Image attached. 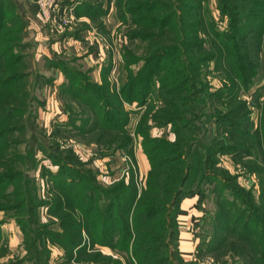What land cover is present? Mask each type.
I'll list each match as a JSON object with an SVG mask.
<instances>
[{
  "label": "trees",
  "instance_id": "obj_1",
  "mask_svg": "<svg viewBox=\"0 0 264 264\" xmlns=\"http://www.w3.org/2000/svg\"><path fill=\"white\" fill-rule=\"evenodd\" d=\"M210 1L116 0L119 20L132 23L130 38L148 44L144 56L125 50L123 70L127 79L119 91L111 92L107 70L102 84L90 80L79 70L77 58L48 63L49 68L59 69L65 76L61 95L78 101L84 111L74 115L66 106L69 121L56 126L65 130L71 126L81 136L99 130V140L112 135L114 139L104 145L113 151L101 153L106 157L133 147L129 116L122 118L119 111L126 104L137 103L146 114L137 124L135 136L142 137L143 151L151 164L139 193L135 180L103 186L92 169L74 167L72 155L66 157L68 162L50 155L58 171L49 172L55 194L47 201L38 199L24 172L8 166V161L14 160L11 136L27 129L21 122L28 114L30 88L25 83L28 73L17 71L23 68L19 63L23 55L15 50L19 30L0 16V212L17 214L15 220L27 238L30 256L0 264H43L42 257L49 264L50 243L45 238L64 250L67 262L99 263L105 256L104 246L127 256V264H176L173 256L181 257L178 227L176 231L180 204L200 179L216 184L219 194L218 233L210 251L220 253L230 246L245 256L244 264H264V99L259 106V126L254 128L246 121L249 106L241 97L256 84L264 61V0H215L220 20L214 16ZM104 6V1L97 8L86 0L76 14L90 18L94 14L91 9H98L100 16L107 12ZM142 61L136 73L133 65ZM211 64L223 83L217 90L212 89L205 74ZM110 68L109 64L108 71ZM257 96L254 103L259 102ZM155 101L163 104L157 112ZM169 125L176 136L174 141L152 136L154 127ZM211 125L214 132H210ZM219 156H230L256 172L260 195L241 188L239 177L230 171L218 169ZM25 160L21 157L20 161ZM12 203L17 204L8 205ZM40 207L56 216L63 232L51 233L49 225L40 224ZM201 249L200 243L199 257L203 256ZM110 259L113 264H122Z\"/></svg>",
  "mask_w": 264,
  "mask_h": 264
},
{
  "label": "rangeland",
  "instance_id": "obj_2",
  "mask_svg": "<svg viewBox=\"0 0 264 264\" xmlns=\"http://www.w3.org/2000/svg\"><path fill=\"white\" fill-rule=\"evenodd\" d=\"M84 1L86 0H83V2ZM88 1L97 8L99 2L104 1V7L107 12L99 16V14H97V11H99L98 9H91L94 14L90 18L80 17L76 14L77 20L72 29L75 31L79 29L84 31H87L88 29L90 30L92 33L90 39L91 49L97 54L100 61L111 62V64H113L114 70L112 73H116V66L119 64H121V68L119 67V69L123 70V55L126 49H130L133 54L139 56L147 54L148 44L132 40L129 36L130 31L133 30L131 21L125 19L123 22L119 20L116 0ZM215 4V0L210 1V7L212 8L214 16L217 20H220ZM0 5V16H5L6 23L11 25L10 27L12 29H15L16 31L19 30L17 34H15L16 37H20V41L18 40V42H16L15 50H18V53L20 52V55H23V59L19 62L20 65H23V68H19L17 71L20 73H28L29 76L25 83H27L28 88H30V96H28L26 100V108L29 109L27 112L28 114L25 116V121L21 122L27 126V129L11 136L10 138V141L12 142L10 155L11 159L14 160L8 161L9 168L12 171L24 172L26 175L25 177L30 180V185L32 184L31 186H34L38 199L42 201L50 200L55 194L53 192L54 189H52L50 180L51 175H49V172L52 171L57 173L58 166L54 165V160L50 155H57L59 159L62 158V160L65 161H67V156L72 155V162L75 163L74 167H79L78 169L83 171L87 168L92 169L98 178V182L103 186L109 187L122 180L129 184L132 180H135L140 193L146 184L147 174L150 170L151 163H149V160L143 151L142 137L137 138L135 136V128L141 121L143 115L146 114V109L143 108L140 110L137 103H134L132 105L126 104L119 111V116L122 118L129 116L128 128L130 131L129 134L134 138V143L132 144L133 147H131V149L129 147L127 149L117 150L115 153L106 157L101 156V153L104 151L108 153L113 151L112 148H110L111 146L104 145V143H108V141L114 139L112 135L106 136L105 140H99L101 134L99 130L81 136L76 134V130L70 129L73 128L71 126H68L70 127L68 130L62 129L61 126H56V123H65L69 121L68 113L70 112L66 109L67 107L74 112V115L79 113L84 114L83 108L78 101H73L70 97L67 99L65 95H61L62 85L55 91V80L50 78V72L47 69L48 63H50L51 60L62 62L69 61L68 59L74 57H66L64 55H61L60 57V55L55 54L53 50L46 51L44 47L42 48L41 46H38V43H40L38 42V39L45 42L46 40L50 41L53 37L58 38L59 36L51 34L41 18L35 19L30 16L27 8H25L24 0H2ZM6 11H9V13H6ZM207 47H210V43H207ZM76 63L81 72L86 74V76H89L88 78H90V80L96 82L94 80L96 79L94 78L95 73L91 68L83 64L81 61ZM142 66L143 61L139 64L133 65V70L137 73ZM123 73H125L124 70ZM219 73L220 72L216 70L214 64H211V66H208L205 69V74L207 75L206 78L210 82L212 89L217 90L223 85ZM107 78L106 82L110 83V87L112 88H110L111 92L114 90L119 91L123 83L122 80L118 78V74ZM255 83L256 84H254L249 91L243 92L241 96L243 101H246L249 106L246 121L252 123L254 128L259 126L261 120V110L259 106H262L261 104L264 99V61L259 69V75ZM22 93L23 91L20 90V95ZM257 94L260 96L259 102L254 103L258 98ZM2 97L6 99L5 96ZM52 97L58 99L59 104L61 105H59V109L64 114V117L61 119L62 121L52 122L46 125L43 122L45 119L43 120L42 117H46L47 114L52 113V109L49 110V106L52 105ZM112 100L115 99L113 98L111 101ZM162 105L161 102L155 101V111L157 112L159 110L158 108ZM79 127L81 126L79 125ZM153 129L158 131L156 136L152 135L153 137H165L170 141H174L176 138L175 133L172 132V126L170 125L162 130L157 127H154ZM81 130L83 129L81 128ZM214 130L215 126L211 125L210 132H214ZM21 157L26 160L23 162L20 161ZM218 159V169L224 168L225 170L230 171V175L239 177L238 183H240L241 188L248 191L253 190L257 197L260 195V178L256 172H252L245 167L246 165L243 163L240 164V162H235L230 156H219ZM212 172L216 173L215 169L212 170ZM206 182V180L200 179L197 185L195 184L194 186V190H197L199 194L201 190L202 195L200 194V196L205 208V217L198 229L199 243L202 244L201 251L203 252V256L199 257L198 251H196L194 253L193 262L185 261L182 257H176L175 255L173 256V261L176 264H202L204 259L212 258L217 264H244L246 262L245 256L239 254V252L233 250L230 246L221 250L220 253L210 251L211 249H209L210 247L213 248V246H215V244L212 245L211 242L215 235H217L216 233H218L215 224L218 223L217 203L219 200V194L215 187L216 184H213L210 181ZM198 187L201 189L198 190ZM9 191H12V189H9ZM34 194L35 192L33 195ZM16 204L17 203H12L8 205L11 206ZM47 211L46 207H40L38 214L40 224L49 225L48 231L51 233L63 232L58 220L54 218L56 216H50ZM16 215L17 214L13 211L5 212L4 210L0 212V225H2V242L0 245V248H2V254H0V262L2 263L21 261L26 259V257H30L28 256L29 254H27L29 247L25 244L27 238L24 236L23 230L15 220ZM177 224L178 223H176V225ZM177 227L178 226H176V231ZM174 238V241H176L177 235ZM28 239L30 240V238ZM45 240L50 243L48 244L51 251L49 264H83L77 261L67 262L65 260L66 255L64 250L57 244L53 243L52 240L48 238H45ZM174 241L170 242L171 251L175 250ZM102 252L105 253L104 258H99V263L91 264L115 263H112L111 261L109 262V257L115 261H120L122 264L128 263L127 256L118 254L110 248H104L103 246ZM33 255L35 256L36 253ZM42 261L43 264H45L46 260L44 257H42ZM23 264L30 263L25 262Z\"/></svg>",
  "mask_w": 264,
  "mask_h": 264
},
{
  "label": "crops",
  "instance_id": "obj_3",
  "mask_svg": "<svg viewBox=\"0 0 264 264\" xmlns=\"http://www.w3.org/2000/svg\"><path fill=\"white\" fill-rule=\"evenodd\" d=\"M25 8H27L28 13L35 19H39V8L32 0H24ZM84 17V16H83ZM75 33V34H72ZM92 33L88 29L87 31L79 29L75 31L71 29L68 31L65 39H58L53 37L50 41H41L38 39V46L44 47L46 51L53 50L55 54L64 55L66 57H74L80 59L83 64L87 65L94 71V79L98 84L103 82V74L106 72L107 77H113L115 74H118V78L122 80L124 84L126 81V73H123V70L119 69L121 64L116 66V73H112L114 70L113 64L111 62H103L100 61L97 54L91 49L90 39ZM46 38V37H45ZM65 42V43H64ZM99 60H98V59ZM108 64L111 65L110 70L108 71ZM121 68V67H120ZM50 72V78L55 80V91L59 88L65 81V76L59 69L48 68ZM113 75V76H111ZM117 76V75H116ZM54 91V90H53ZM59 101L52 97V105L49 106V110L52 109L51 114H47L46 117L43 116V120L45 119L44 124L59 122L62 121L64 114L59 109ZM61 106V105H60ZM58 109H57V108ZM62 108V107H61ZM162 130V129H160ZM155 132V133H154ZM158 131H152V135L156 136ZM159 136V135H157ZM205 217V208L202 204V198L197 190H194L185 199L182 200L177 216L178 229H179V240H178V248L180 256L189 262H193L194 253L198 251L199 247V236L198 229L202 224V221Z\"/></svg>",
  "mask_w": 264,
  "mask_h": 264
},
{
  "label": "built area",
  "instance_id": "obj_4",
  "mask_svg": "<svg viewBox=\"0 0 264 264\" xmlns=\"http://www.w3.org/2000/svg\"><path fill=\"white\" fill-rule=\"evenodd\" d=\"M32 1L40 9L39 16L46 28L51 34L59 36V39H65V35H67V32L70 29L74 28L75 22L77 20L76 9L83 3V0ZM202 262V264H217L216 261L212 258H206Z\"/></svg>",
  "mask_w": 264,
  "mask_h": 264
}]
</instances>
